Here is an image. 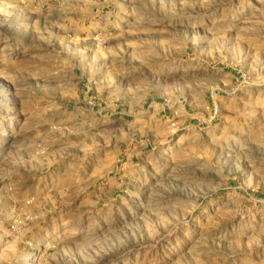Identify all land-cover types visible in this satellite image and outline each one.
Segmentation results:
<instances>
[{"label": "rangeland", "instance_id": "1", "mask_svg": "<svg viewBox=\"0 0 264 264\" xmlns=\"http://www.w3.org/2000/svg\"><path fill=\"white\" fill-rule=\"evenodd\" d=\"M0 264H264V0H0Z\"/></svg>", "mask_w": 264, "mask_h": 264}, {"label": "bare ground", "instance_id": "2", "mask_svg": "<svg viewBox=\"0 0 264 264\" xmlns=\"http://www.w3.org/2000/svg\"><path fill=\"white\" fill-rule=\"evenodd\" d=\"M34 254H35V253H34ZM34 254H33V255H34ZM30 263H34V262H30Z\"/></svg>", "mask_w": 264, "mask_h": 264}]
</instances>
